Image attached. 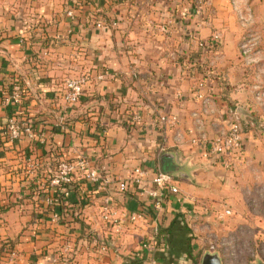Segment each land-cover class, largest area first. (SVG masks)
Masks as SVG:
<instances>
[{"label":"crops","instance_id":"obj_1","mask_svg":"<svg viewBox=\"0 0 264 264\" xmlns=\"http://www.w3.org/2000/svg\"><path fill=\"white\" fill-rule=\"evenodd\" d=\"M180 1L0 0V233L4 242L16 239L10 264H149L152 257L160 264H194L200 249L189 241V208L218 204L233 192L235 180L264 167V131L249 125L257 123L260 109L239 52L245 32L231 0H211L200 25L196 17H180L174 9ZM238 7L264 25V0H238ZM112 20L118 21L116 30L96 27ZM214 33H220V45L198 49L196 41ZM78 75L87 76V83L71 105L63 100L65 82ZM199 81L213 90L207 114L194 90ZM14 87L21 101L7 106L4 98ZM233 109L243 121V154L226 171L205 152L228 128ZM135 113L141 125L131 124ZM162 113L177 116L178 124L152 127ZM10 118L44 132L43 142L22 137L9 143L3 129ZM176 134L182 136L179 143ZM162 147L180 154L187 179L178 180L179 194L168 195L155 211L128 178L139 166L151 178L161 168ZM79 159L112 177L108 190L125 214L118 234L101 220V196L81 176L74 177L77 190L66 197L73 206L68 213L79 214L81 222L70 223L67 214L51 221L61 210L44 212L48 195L26 198L31 179L37 177L33 184L42 188L57 162ZM163 166L174 168L170 161ZM133 213L144 214V220L130 224ZM88 233L104 246L93 247ZM150 238L157 248L148 254L140 245Z\"/></svg>","mask_w":264,"mask_h":264},{"label":"built area","instance_id":"obj_2","mask_svg":"<svg viewBox=\"0 0 264 264\" xmlns=\"http://www.w3.org/2000/svg\"><path fill=\"white\" fill-rule=\"evenodd\" d=\"M210 1L211 0H181L177 5V8L174 9L180 11V17L184 19L188 18V11H190L189 9H192L197 19L196 24L200 25V23L203 21L202 19L205 13L209 8ZM231 5L236 13L238 22L245 32L252 24V16L250 11L240 10L238 7V0H231ZM189 6H191V8ZM67 16L73 18V13L68 11ZM96 27L101 30H116L118 28V21L112 20L107 23L104 21H99L96 23ZM162 30L164 32H169V22L167 23L166 27H163ZM254 40L255 38L253 35H246L245 33V37L240 44L239 52L240 56L244 59L245 64H249L251 62L250 59ZM196 42L197 47L200 50L212 49L220 45L221 35L220 33H214L207 41L197 40ZM86 83L87 76L85 75H78L68 79L65 82L63 100L71 105L78 103L83 95ZM194 88L196 98L200 100L201 105L204 107L203 113L207 114L211 112L209 106L210 100L213 96V90L207 86L206 82L203 81L195 82ZM20 101V89L18 87H14L12 93L4 98V104L7 106L19 105ZM229 114L228 128L221 132L218 137L214 138L210 149L205 152V156H207V158L212 159L213 163L219 164L221 168L226 171L233 170L234 162L240 159L243 154L242 118L236 109L230 110ZM130 122L133 125H141V115L138 113L133 114L130 117ZM177 124V116L162 113L153 119L151 126L156 129H160L162 127H175ZM249 125L254 126L256 123L251 122ZM32 128V125L28 121H19L14 118H10L3 129V135H5L7 141L11 144L22 137H27L30 140L39 139L41 142H43L45 133L34 131ZM188 134L191 135L192 145H197V140L191 130L188 131ZM181 138V134H176L177 143L180 142ZM164 152V147L160 148V154ZM35 165L36 164L30 167L31 170L35 169ZM77 176H81L82 179L95 188V192L97 194H100V218L104 223L110 226L112 230H114V233L118 234L123 224L125 214L120 213L114 204L113 195L108 190V187L112 184L113 179L105 168H96L91 166L83 159H79L75 163H71L66 160L59 161L52 177L47 180L51 194L43 199V203L46 206H50L52 210L56 208L60 209V196L63 195L65 198L69 196L70 192L67 190L66 186L70 185L74 177ZM128 181L133 185L137 196L139 198L145 199L147 202H150L151 207H153L155 211L162 210L165 198L168 195H178L180 192L178 179L171 175L162 173L160 170L155 171L150 178L149 172L147 170L140 166L136 167L130 172ZM123 188L124 187H121V190H123ZM204 210L205 213H208L209 209ZM213 213L216 215L218 220H224L231 215V210L228 207L220 206V208L216 211H213ZM60 218L61 214L59 212H53L51 221L58 222ZM143 220L144 214L142 213H133L128 217L130 224H134L137 221ZM192 220L197 221V217L194 216L193 219L191 215H187V221L189 222ZM90 244L93 247H98L99 245L104 246L98 237L92 238ZM140 246L143 251L151 254L157 248V242L155 239L150 238L143 241ZM69 248V246H66L64 252H68ZM14 256L15 252L11 251L9 253V260H11ZM55 262L57 261L54 259L53 263ZM149 264L160 263L157 259L152 257L149 260Z\"/></svg>","mask_w":264,"mask_h":264},{"label":"rangeland","instance_id":"obj_3","mask_svg":"<svg viewBox=\"0 0 264 264\" xmlns=\"http://www.w3.org/2000/svg\"><path fill=\"white\" fill-rule=\"evenodd\" d=\"M253 23L245 31L246 35L255 38L251 62L245 65L250 73L254 106L260 109V113L254 111L258 113L255 118L257 129L264 131V25L262 21ZM232 189L233 192L214 206L215 203H194L195 208H189L187 215L193 219L197 217V221L186 222L191 227L189 241H193V246L200 249L195 252L197 264H200L205 251L218 253L222 264L264 262V167L254 174L240 176ZM220 206L231 210V215L224 220H218L213 213ZM204 209H209L208 213ZM2 210L0 208V214ZM15 240L5 243L0 233V264H10V258L5 254L13 247L6 245H11Z\"/></svg>","mask_w":264,"mask_h":264},{"label":"trees","instance_id":"obj_4","mask_svg":"<svg viewBox=\"0 0 264 264\" xmlns=\"http://www.w3.org/2000/svg\"><path fill=\"white\" fill-rule=\"evenodd\" d=\"M190 8H191V6H189ZM190 11H188L189 13H188V18H191V19H195V14H194V12L192 11V9H189ZM22 95H21V91H20V97H21ZM27 121V120H26ZM57 165H58V162H57ZM57 167V166H56ZM24 175H25V177H28V172L25 170V172H24ZM38 175V172L36 173V175L35 176H37ZM52 177V175H50V177L49 178H51ZM37 177H34L33 179H31L30 181H29V184H28V187H27V189H28V191H29V194H28V196L26 197V198H28V199H31V198H33V197H38V199H40V198H42V197H44L45 195H50V188L48 187V183L46 182V183H44V187H42V188H38L35 184H33V180H35ZM66 188H67V190L69 191V192H71V191H75V190H77V184H76V182H75V180L73 179V181L71 182V184L70 185H67L66 186ZM59 200H60V210H61V217H63L64 218V215H68V217L70 218V220H69V222L70 223H78V222H81L79 219H78V216H79V214H77V215H74V213L73 212H71V213H68V210H69V208L71 209V208H73V206L72 207H70L69 205H68V203H67V198H65L63 195H61L60 196V198H59ZM49 209H51V207L50 206H46L45 208H44V212L45 213H47V211L49 210ZM63 220V219H62ZM69 222H66V223H69ZM94 237H96V236H94V235H92L91 233H88L86 236H85V238L90 242L91 241V239L92 238H94ZM5 243H9V242H5ZM6 246H11V247H13V245L11 244V245H6ZM11 251H13V249H11ZM11 251H8V254H5L7 257H9V253L11 252ZM197 261H198V259H195V262H194V264H197Z\"/></svg>","mask_w":264,"mask_h":264},{"label":"water","instance_id":"obj_5","mask_svg":"<svg viewBox=\"0 0 264 264\" xmlns=\"http://www.w3.org/2000/svg\"><path fill=\"white\" fill-rule=\"evenodd\" d=\"M161 168L159 169L162 173L171 175L175 178L187 179V175L184 173L185 167L182 164L179 153L176 152H165L159 157ZM170 161L174 164L173 169L163 166V163ZM200 264H222V260L218 253L205 251L202 255ZM255 264H264V262H257Z\"/></svg>","mask_w":264,"mask_h":264}]
</instances>
